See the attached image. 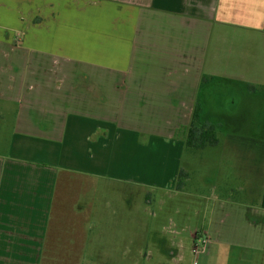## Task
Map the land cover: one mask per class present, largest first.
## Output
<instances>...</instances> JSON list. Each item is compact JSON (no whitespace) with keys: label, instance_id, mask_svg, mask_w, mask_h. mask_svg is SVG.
Returning a JSON list of instances; mask_svg holds the SVG:
<instances>
[{"label":"crops","instance_id":"1","mask_svg":"<svg viewBox=\"0 0 264 264\" xmlns=\"http://www.w3.org/2000/svg\"><path fill=\"white\" fill-rule=\"evenodd\" d=\"M258 93L264 0H0V264H56L92 181L185 185L197 103L218 132L251 121L231 109ZM238 191L260 236L247 264H264V166Z\"/></svg>","mask_w":264,"mask_h":264},{"label":"rangeland","instance_id":"2","mask_svg":"<svg viewBox=\"0 0 264 264\" xmlns=\"http://www.w3.org/2000/svg\"><path fill=\"white\" fill-rule=\"evenodd\" d=\"M260 101L258 93L246 101L244 109L238 102L231 106L233 112L245 110L251 121L220 126L219 145L202 150L187 147L184 165L190 179L179 191L175 183L169 190L132 189L139 193L132 196L123 184L92 181L83 201L71 203L75 207L68 214L85 234L75 237L80 239L77 245L46 253L47 260L56 264H247L259 260V253L250 246L259 248L260 236L248 224L238 187L264 166V139L258 138L264 106ZM72 224L69 220L68 226ZM83 240L91 247L86 248Z\"/></svg>","mask_w":264,"mask_h":264},{"label":"trees","instance_id":"3","mask_svg":"<svg viewBox=\"0 0 264 264\" xmlns=\"http://www.w3.org/2000/svg\"><path fill=\"white\" fill-rule=\"evenodd\" d=\"M204 83V81H203ZM202 106L200 102L197 103L193 111L191 124L185 129V144L187 147L195 149H204L207 146H216L219 143L217 137V128L211 123L202 122ZM187 175L181 171L178 176L177 189H182Z\"/></svg>","mask_w":264,"mask_h":264},{"label":"flooded vegetation","instance_id":"4","mask_svg":"<svg viewBox=\"0 0 264 264\" xmlns=\"http://www.w3.org/2000/svg\"><path fill=\"white\" fill-rule=\"evenodd\" d=\"M170 254H172V253H170Z\"/></svg>","mask_w":264,"mask_h":264}]
</instances>
